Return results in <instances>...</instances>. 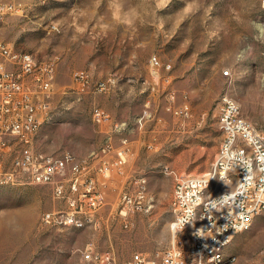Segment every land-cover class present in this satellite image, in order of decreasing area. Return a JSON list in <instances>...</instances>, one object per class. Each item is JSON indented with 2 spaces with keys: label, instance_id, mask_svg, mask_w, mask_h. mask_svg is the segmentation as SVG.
Listing matches in <instances>:
<instances>
[{
  "label": "rangeland",
  "instance_id": "rangeland-1",
  "mask_svg": "<svg viewBox=\"0 0 264 264\" xmlns=\"http://www.w3.org/2000/svg\"><path fill=\"white\" fill-rule=\"evenodd\" d=\"M15 1L24 9L0 14V41L56 60L50 109L35 147L88 157L110 134L108 125L91 118L92 106L98 105L115 120H132V153L105 181L93 160L90 172L105 204L93 212L95 223L81 228L41 224L42 212L63 204L53 197L51 185L0 184V264H77L87 243L111 255L105 264H127L134 252L158 257L171 240L174 180L169 171L197 175L210 168L220 139V95L231 96L264 135V0ZM152 55L162 65L169 63L170 70L162 66L152 73ZM78 68L86 69L92 81L111 74L116 80L105 92L89 87L80 93L71 76ZM168 88L174 104L188 102V118L165 111ZM143 110L150 115L136 127ZM141 178L149 207L123 217L119 194ZM224 253L244 264H264V212L249 229L233 235Z\"/></svg>",
  "mask_w": 264,
  "mask_h": 264
},
{
  "label": "built area",
  "instance_id": "built-area-1",
  "mask_svg": "<svg viewBox=\"0 0 264 264\" xmlns=\"http://www.w3.org/2000/svg\"><path fill=\"white\" fill-rule=\"evenodd\" d=\"M23 9L15 0H0V14H17ZM50 30L59 29L50 25ZM149 65L156 75L162 66L167 71L171 68L162 65L155 55L149 58ZM71 76L80 93L89 87L105 92L116 80V75L111 74L92 81L83 68L74 69ZM55 78L53 57L32 58L29 52L0 41V184L26 181L51 185L53 197L63 204L42 212L41 224L81 228L95 223L93 212L105 204L104 192L95 186L90 172L93 160L97 159L94 171L104 178L112 170L119 171L130 153L132 120H115L106 109L94 105L92 120L108 125L110 131L97 151L78 158L69 151L54 155L37 149L34 140L49 112ZM163 81L168 83L170 75H165ZM165 96V111L181 118L191 115L188 102L174 104L170 88ZM217 107L220 139L210 168L197 175L169 171L174 180L170 244L158 257L146 259L141 252H134L127 264H228L223 261L226 245L235 233L249 229L254 218L264 212V135L241 115L240 109L230 106L228 94L220 95ZM149 115L143 110L134 126L142 127ZM113 135H119L118 146L111 141ZM113 151L115 158H106ZM206 179H214L212 191H205ZM228 182L236 183L234 194L218 190V183ZM214 192H223V199H214ZM147 199L145 180L141 178L133 189L120 192L118 212L126 217L129 212L147 210ZM80 253L77 264H105L112 260L109 253H100L92 243H87Z\"/></svg>",
  "mask_w": 264,
  "mask_h": 264
},
{
  "label": "bare ground",
  "instance_id": "bare-ground-1",
  "mask_svg": "<svg viewBox=\"0 0 264 264\" xmlns=\"http://www.w3.org/2000/svg\"><path fill=\"white\" fill-rule=\"evenodd\" d=\"M54 28H56L55 25ZM32 58H36L32 53H30ZM165 67H171L169 63L164 65ZM223 73V72H222ZM228 102L232 108L239 109L238 103L228 95ZM4 184V183H1ZM214 189V179H206L205 183V191H212ZM218 190L219 191H226L227 194H234L236 191V183L235 182H228V183H218ZM214 199H223V192H214ZM41 218V215H40ZM223 261H228V264H241L238 261L237 257L234 254H223Z\"/></svg>",
  "mask_w": 264,
  "mask_h": 264
},
{
  "label": "crops",
  "instance_id": "crops-1",
  "mask_svg": "<svg viewBox=\"0 0 264 264\" xmlns=\"http://www.w3.org/2000/svg\"><path fill=\"white\" fill-rule=\"evenodd\" d=\"M132 133H129L128 134V139H129V147H130V153H132ZM108 136V135H107ZM111 141H112V143H113V145L114 146H118L119 145V135H115V136H112V138H111ZM103 144V143H102ZM129 153V154H130ZM109 154H112L113 156L112 157H109L110 159H113V158H115V152L113 151V152H110ZM108 154V155H109ZM128 156V155H127ZM106 158H107V155H106ZM108 158V159H109ZM107 178H105L104 179V181L106 180Z\"/></svg>",
  "mask_w": 264,
  "mask_h": 264
}]
</instances>
